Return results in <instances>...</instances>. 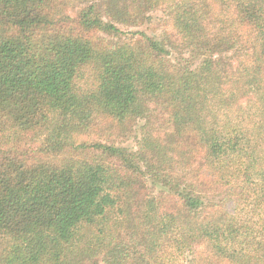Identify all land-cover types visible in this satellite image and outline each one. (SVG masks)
<instances>
[{
  "label": "trees",
  "instance_id": "obj_1",
  "mask_svg": "<svg viewBox=\"0 0 264 264\" xmlns=\"http://www.w3.org/2000/svg\"><path fill=\"white\" fill-rule=\"evenodd\" d=\"M0 264H264V0H0Z\"/></svg>",
  "mask_w": 264,
  "mask_h": 264
},
{
  "label": "rangeland",
  "instance_id": "obj_2",
  "mask_svg": "<svg viewBox=\"0 0 264 264\" xmlns=\"http://www.w3.org/2000/svg\"><path fill=\"white\" fill-rule=\"evenodd\" d=\"M164 14L162 11H157L155 14H153V19L151 20V23H148L147 25H143L141 27H139L138 29H147L149 34H156L159 31H161V26H163V20H164ZM136 29V28H135ZM132 136L135 134H139L137 131L130 133ZM129 135V133H128ZM117 136V135H116ZM117 138V142H120L123 146H129L130 148L134 147V138L128 137V136H118Z\"/></svg>",
  "mask_w": 264,
  "mask_h": 264
}]
</instances>
